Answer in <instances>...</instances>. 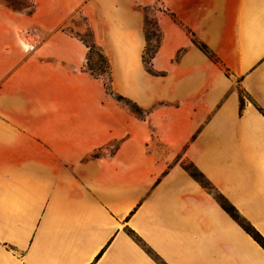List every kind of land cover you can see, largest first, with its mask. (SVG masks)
<instances>
[{
	"label": "crops",
	"instance_id": "1",
	"mask_svg": "<svg viewBox=\"0 0 264 264\" xmlns=\"http://www.w3.org/2000/svg\"><path fill=\"white\" fill-rule=\"evenodd\" d=\"M145 1L36 0L28 19L0 29V264H264L219 202L264 237V0H160L181 27L159 19L154 67L172 65V79L147 86ZM75 13L118 89L144 108L173 104L164 119L174 143L87 158L118 114L86 71L87 46L65 30Z\"/></svg>",
	"mask_w": 264,
	"mask_h": 264
},
{
	"label": "rangeland",
	"instance_id": "2",
	"mask_svg": "<svg viewBox=\"0 0 264 264\" xmlns=\"http://www.w3.org/2000/svg\"><path fill=\"white\" fill-rule=\"evenodd\" d=\"M146 2L147 1H145V6L143 9L139 8L144 16L145 47L143 56L147 49L151 50V53L156 52V54L160 50L161 44L163 43V32L159 25V19H164L166 16L181 27L173 13L168 8H166L160 0H153L151 3ZM12 4L17 8L10 7ZM34 4L36 7V0H0V29L2 28V31L6 30V28L9 30L8 26L11 25V19H28L31 11H33ZM262 12H264V7ZM71 23L72 24H70V26L65 30L73 33L77 37L79 36L78 38L80 40L83 38L89 42L93 41L97 47L92 53L90 63L93 65L101 64V66L105 63L104 60H106L108 63V72L99 79H101L103 83L105 90L103 91L104 95L112 101L110 104H108V109L111 108V111L117 112L118 114L117 130L115 133L113 135H103L99 144H97V149L93 152L87 153V158L99 159L112 157L124 144L143 146V144H145V139L147 140V144L151 145L174 143L175 137L172 135L173 131H170L169 128L167 129L169 121L164 119V117L167 116V112L173 111V104L161 102L151 107L144 108L139 103H137L132 96H129L122 92L121 89H118L115 86L113 70L109 58L103 49H101L95 43L94 35L93 38L89 35V30L92 32V34L93 31L89 26L88 19H86L81 14L75 13L71 16ZM186 33L192 44L199 51L217 63L215 53L206 45L203 40L197 36L195 31L187 29ZM159 36L162 38L160 41V47L158 48ZM87 49L89 53V48ZM182 55L183 52L179 51L172 58V61H178ZM146 59H148V56H146ZM154 59L150 61V64H146L143 60L145 67V86L149 85L151 81L172 79L171 72H169V68H172V65L167 70L162 71L154 67ZM87 63L88 61H86V71ZM227 75L230 76L229 73ZM239 95L240 101H242L241 104L243 103L242 107H244L248 102L247 100L250 99L240 89ZM107 102H109V100H107ZM135 107L141 112L137 113L134 110ZM108 112L105 111V113ZM131 121L133 124L132 126H129V122ZM169 133L172 134L170 135ZM158 152L163 153L161 150ZM182 166L190 175H193L197 179L205 182L202 179L204 174L199 169L194 167V165L190 164L187 159H183ZM139 172H141V170H139Z\"/></svg>",
	"mask_w": 264,
	"mask_h": 264
},
{
	"label": "trees",
	"instance_id": "3",
	"mask_svg": "<svg viewBox=\"0 0 264 264\" xmlns=\"http://www.w3.org/2000/svg\"><path fill=\"white\" fill-rule=\"evenodd\" d=\"M18 6V5H17ZM10 7L12 8H17L15 5H11ZM35 11V4H34V8H33V11H31L30 15H32ZM89 35L90 37L93 38V34L92 32L89 30ZM79 37V36H78ZM81 41H83L85 43V45L87 46V48H89V53H88V63H87V71L90 72V74L99 79L101 78L102 76H104L108 70H109V66H108V63L105 61V63L101 66V64H98V65H93L92 63H90L91 61V56H92V53L94 52V50L97 48L96 45L94 44L93 41L89 42V41H86L85 39L81 38ZM160 41H161V36H159V41H158V48L160 47ZM149 53H150V56H149ZM155 54L156 52H152L151 53V50L147 49L145 51V54L143 56V60L146 64H150V61L153 60V58L155 57ZM146 56H148V59H146ZM242 102V101H241ZM241 106H243V103L241 104ZM134 110L137 112V113H140L141 111L138 109V108H134ZM193 176V175H192ZM195 177V176H193ZM196 178V177H195ZM203 178V177H202ZM203 182V181H201ZM204 184V182H203ZM219 202L222 206V208L231 215L232 218H234L237 223L264 249V237L252 226L250 225L248 222H246L245 220H243L238 214H237V211L235 210V208L230 205L225 199H223L222 197L219 198ZM132 233V236H133V239L135 240V242L141 246L143 249H146L147 252L149 254H151L144 241L134 232H130Z\"/></svg>",
	"mask_w": 264,
	"mask_h": 264
}]
</instances>
